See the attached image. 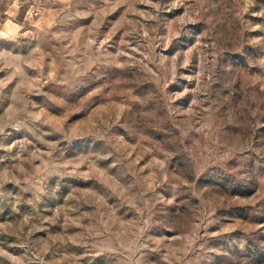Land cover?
<instances>
[{
  "label": "rangeland",
  "instance_id": "374dc122",
  "mask_svg": "<svg viewBox=\"0 0 264 264\" xmlns=\"http://www.w3.org/2000/svg\"><path fill=\"white\" fill-rule=\"evenodd\" d=\"M0 264H264V0H0Z\"/></svg>",
  "mask_w": 264,
  "mask_h": 264
}]
</instances>
